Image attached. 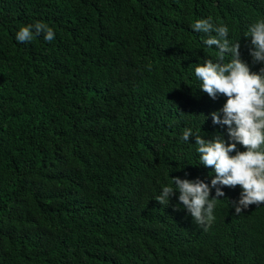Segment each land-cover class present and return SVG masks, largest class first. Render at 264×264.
Masks as SVG:
<instances>
[{"label":"trees","instance_id":"obj_1","mask_svg":"<svg viewBox=\"0 0 264 264\" xmlns=\"http://www.w3.org/2000/svg\"><path fill=\"white\" fill-rule=\"evenodd\" d=\"M207 16L259 70L243 32L264 0H0V264H264V202L235 214L223 186L205 227L154 199L211 179L185 126L227 139L192 72ZM37 20L54 40L17 43Z\"/></svg>","mask_w":264,"mask_h":264},{"label":"clouds","instance_id":"obj_2","mask_svg":"<svg viewBox=\"0 0 264 264\" xmlns=\"http://www.w3.org/2000/svg\"><path fill=\"white\" fill-rule=\"evenodd\" d=\"M190 27L201 34L203 47H215L211 57L197 59L192 72L201 91L212 99L221 95L225 98L222 106L208 115L214 125L226 126L227 139L219 132L205 138L200 125L199 132L185 126L179 139L195 146L198 163L210 166L211 179L205 182L190 179L187 174L184 178L171 176L154 199L167 205L175 194L192 220L207 227L216 218L214 212L224 196L223 186H229L238 197L231 202L235 214L242 209L247 213L250 204L264 202V17L255 19L243 32L251 63L260 65L257 71L241 58L239 41L230 38L227 24L207 16L194 19ZM40 35L46 42L55 38L53 27L37 20L18 26L14 39L25 43ZM206 118L203 115V121ZM190 136L194 143L189 142ZM212 190L214 194L210 195Z\"/></svg>","mask_w":264,"mask_h":264}]
</instances>
